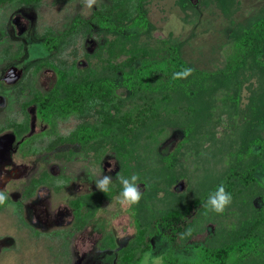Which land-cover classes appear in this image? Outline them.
<instances>
[{"label": "rangeland", "instance_id": "374dc122", "mask_svg": "<svg viewBox=\"0 0 264 264\" xmlns=\"http://www.w3.org/2000/svg\"><path fill=\"white\" fill-rule=\"evenodd\" d=\"M109 2L97 0L91 9L85 0H40L36 5L0 3V78L11 67L19 75L13 84L0 80V95L5 100L0 106V121L6 117L22 123L19 137L24 140L20 152L13 158L16 166L0 172V192L7 197L0 205V264H122L118 250L135 234L130 207L119 204L120 194L107 199L99 197L96 181L109 175L116 185L118 174L130 178L148 168L160 169L165 160L175 174L185 176L170 182L146 175L152 187L138 180L142 198L137 208L139 218L149 222L178 204H188L184 213L193 218L189 225L191 235L185 234L179 240L181 249L176 252L177 257L193 259V251L184 248L187 243H198L205 235L204 230L230 227L235 221L234 209L216 214L205 207L207 200L192 207L193 200H188L192 194L198 195L207 181L199 173L202 168L210 169L203 159L199 161L204 156L203 150L211 149L204 136L198 138L196 147L185 143L187 133L177 123H160L154 127V131H159L156 152L151 156L135 152L124 169L108 148L97 157L92 150L87 152L77 145L58 144L60 138L68 136L80 123H94L98 107L88 110L83 117L71 114L50 120L38 114L35 104L22 109L34 93H46L55 83V73L49 67L36 70L41 58L56 64L62 61L69 65L74 61L76 69L83 72L91 67L95 69L100 58L108 56L102 49L99 54L96 51L103 47L105 40H114L118 35L100 31L94 22H90L87 37L73 38L65 45L61 43L66 48L46 54L41 43L47 29L60 34L68 29L74 17L90 19L94 10ZM143 10L148 21L147 31L121 25L118 32L136 33L135 42L147 45L154 55L170 46V54L163 53L162 59L172 56L171 48L177 46L178 56L187 67L216 73L225 65L223 51L232 31L238 26L249 29L260 22L264 17V0H235L228 16L222 13L216 0H145ZM124 59L122 56L118 61ZM156 75L165 79L162 69ZM248 83L242 85L243 104L248 96ZM258 83V75L250 78L252 89ZM129 91L117 83L115 95L125 99ZM228 128L223 123L218 131L222 133ZM261 134L264 137V127ZM158 154L161 158L156 159ZM255 175L264 176L259 170ZM261 181L264 183V177ZM78 198L83 199L79 213L70 204ZM253 199L255 209H261L263 201L259 196ZM151 243L147 253L160 257L162 264L169 245L158 238H153Z\"/></svg>", "mask_w": 264, "mask_h": 264}, {"label": "trees", "instance_id": "16d2710c", "mask_svg": "<svg viewBox=\"0 0 264 264\" xmlns=\"http://www.w3.org/2000/svg\"><path fill=\"white\" fill-rule=\"evenodd\" d=\"M7 1L21 5L40 2L0 0V3ZM144 1L110 0L108 5L94 10L90 19L74 17L68 29L60 34L47 29L41 43L46 54L53 49L66 48V42L73 38L87 37L90 22L100 31L118 36L105 40L103 47L98 48L97 54L102 49L108 56L100 58L95 69L91 67L81 72L74 61L69 65L62 61L56 64L41 58L36 70L49 67L56 80L48 92L34 93L25 106L37 105L38 114L45 120L71 114L83 117L88 110L98 107L94 123H80L68 136L60 138L58 144L77 145L84 151L92 150L97 157L108 148L124 169L135 152L144 156L156 152L159 131H154V127L163 122L177 123L184 128L187 144L198 145V138L202 136L209 142L211 149H204V156L199 159L210 168L199 172L207 181L198 195L192 194L188 200H193L191 207L202 204L223 184L232 196V203L226 209H234L232 226H219L210 232L204 230L205 235L198 243H187L184 247L193 251L194 258L180 259L175 255L181 249L179 240L187 234L193 219L184 213L188 204H178L149 222L142 221L137 205H132L130 213L135 234L118 250L122 264H139L143 255L151 250L153 238L169 245L162 264H264V183L261 181L264 176L255 175L257 170L264 175V137L261 134L264 127V17L249 29L238 26L232 31L225 43V65L220 72L194 70L186 79L173 80V73L187 68L178 56L177 46L171 48L172 56L162 59L163 53L170 54V46L154 55L147 45L135 42L136 33L118 32L121 25L147 31ZM216 3L228 16L235 0H216ZM122 56L125 59L118 61ZM161 69L165 79L156 75ZM255 75L259 83L252 89L250 78ZM244 82H249L245 104L241 96ZM117 83L130 90L125 99L115 95ZM223 123L229 128L220 133L218 128ZM156 157L159 159L161 155ZM146 175L170 182L185 176L175 174L166 160L161 162L160 169L148 168L138 174L140 183L152 187ZM111 185L107 193L98 191L99 197L107 199L120 194L123 186L119 182ZM256 196L263 201V207L258 210L253 204ZM70 204L79 213L83 199H75ZM238 207L240 210L236 212Z\"/></svg>", "mask_w": 264, "mask_h": 264}, {"label": "clouds", "instance_id": "9594fccd", "mask_svg": "<svg viewBox=\"0 0 264 264\" xmlns=\"http://www.w3.org/2000/svg\"><path fill=\"white\" fill-rule=\"evenodd\" d=\"M86 5L89 9L92 8L94 4H96L97 0H85ZM193 69L190 67L185 68L183 71L173 73L172 79H186L193 73ZM111 171V168L109 169ZM117 179L119 180L120 184L123 186L122 191L119 195V204L122 207H130L132 205H138L141 198L142 192L140 190L137 181L139 176L137 174H133L130 178H125L122 175H117ZM112 184V177L109 175H104L102 179L96 181V187L99 191L103 193H107L110 190V186ZM6 195L3 192H0V205H3L6 202ZM232 203V196L228 193L225 189L223 184L217 187V190L210 194L207 204L205 207L216 214H223L225 210L231 205ZM187 235H191V229L187 231ZM161 264L160 257H153L152 253H146L142 264Z\"/></svg>", "mask_w": 264, "mask_h": 264}, {"label": "flooded vegetation", "instance_id": "af4514ba", "mask_svg": "<svg viewBox=\"0 0 264 264\" xmlns=\"http://www.w3.org/2000/svg\"><path fill=\"white\" fill-rule=\"evenodd\" d=\"M19 75L16 72V69L11 67L8 68L5 75L1 76L0 80L3 83H7L13 77H18ZM14 82H16L18 79ZM13 82V83H14ZM9 83V84H13ZM5 102L4 98L0 95V106L3 105ZM26 103L22 105V109H28V106H25ZM13 118L7 119L6 117L0 121V172L4 173L7 172L8 168L15 167L16 165L13 164V158L20 152L22 143L24 142L23 138L19 137L20 130L23 129L21 126L22 123H16L12 121ZM7 127V128H6ZM6 128V129H4ZM1 247V241H0Z\"/></svg>", "mask_w": 264, "mask_h": 264}, {"label": "water", "instance_id": "95a60500", "mask_svg": "<svg viewBox=\"0 0 264 264\" xmlns=\"http://www.w3.org/2000/svg\"><path fill=\"white\" fill-rule=\"evenodd\" d=\"M17 77H13L10 81H7V83H13L16 80ZM18 79V78H17Z\"/></svg>", "mask_w": 264, "mask_h": 264}]
</instances>
